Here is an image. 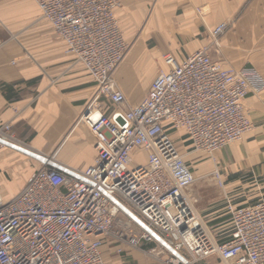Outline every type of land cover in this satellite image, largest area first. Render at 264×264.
<instances>
[{"label":"built area","instance_id":"obj_1","mask_svg":"<svg viewBox=\"0 0 264 264\" xmlns=\"http://www.w3.org/2000/svg\"><path fill=\"white\" fill-rule=\"evenodd\" d=\"M35 1L97 86L80 115L95 134L97 156L76 175L44 165L10 198L0 189V264H108L112 243H119V254L163 253L146 249L151 243L166 251L113 198L188 260L171 256L164 264H197L214 254L223 264H264V197L237 205L225 192L228 225L210 226L189 201L198 177L174 137L183 130L193 151L216 163L218 151L253 128L244 101L264 91V75L254 66H225L210 46L182 60L166 53L167 69L131 105L115 76L130 48L116 16L123 0ZM230 26L224 21L212 30V45ZM3 141L19 143L9 122L0 125V149ZM136 158L144 163L135 165ZM213 174L225 187L218 166ZM218 229L228 231L227 241H219Z\"/></svg>","mask_w":264,"mask_h":264},{"label":"crops","instance_id":"obj_2","mask_svg":"<svg viewBox=\"0 0 264 264\" xmlns=\"http://www.w3.org/2000/svg\"><path fill=\"white\" fill-rule=\"evenodd\" d=\"M116 16L123 36L132 43L116 70L117 80L120 84L124 78L139 80L140 72L151 68L143 80L150 82L148 88L130 96L123 88L131 105L138 104L153 79L167 69L166 53L182 60L210 46L214 58L225 66H254L264 75V0H123ZM224 21L231 26L219 46L212 45L211 32ZM96 91L92 76L66 50L35 0H0V125L12 124L18 144L73 172L87 169L97 156L96 137L80 115ZM244 105L253 128L218 151L215 163L237 205L264 197V91L251 93ZM22 157L33 159V170ZM44 165L51 166L9 146L1 148V191L8 196L6 187L15 185L10 196L16 195ZM199 210L210 226L228 225L225 207L203 205ZM217 237L225 242L230 234L218 229ZM118 246L107 245L108 264H164L177 256L166 247V254L131 248L119 254ZM197 264L223 263L214 254Z\"/></svg>","mask_w":264,"mask_h":264},{"label":"rangeland","instance_id":"obj_3","mask_svg":"<svg viewBox=\"0 0 264 264\" xmlns=\"http://www.w3.org/2000/svg\"><path fill=\"white\" fill-rule=\"evenodd\" d=\"M129 44H130V48H129L130 50L132 47V43L129 42ZM150 69L151 68H147V70L141 71L139 76H137L139 80L133 81V79L124 78L123 81H121V86H123L128 96L136 93L137 91L138 93H141L142 87L148 88L150 82L145 83L143 80L145 76H147L145 74ZM116 70H115V73H116ZM174 137L181 151L185 153L187 160H189V162L195 167V170H196L198 179L188 189L189 201L191 205L193 206L194 210L196 211V213L202 215L200 213L199 208L203 205L205 207H216V208L225 207L227 210L228 200L225 197V192H227L226 191L227 190L226 188L227 179L225 178V187L219 185V183L217 182L213 174V170L215 169L216 165L211 158L212 156L206 153L204 154L200 152L201 156L198 155L199 156L198 157L197 152L193 151L192 146L190 145V142L186 139V136L184 135L183 130H179L176 133H174ZM24 159L25 161L31 163V165H29L30 167H27L28 170L29 171L33 170L32 169V167H34V165H32L33 159L29 157H25ZM142 163H144L142 159L136 158L135 165L142 164ZM221 172L223 171L221 170ZM15 187H16L15 185H10L6 187V191L9 193L7 198L12 197L10 195L13 191H15ZM121 216H122L121 217L122 220L124 222H127V224H129V227H131V229L135 233L140 232L139 228L134 223L129 222V218L125 214H122ZM121 225L123 226V223H121ZM118 226H116L115 230L118 229ZM111 239L112 237H110V240ZM115 244L116 243H112V244H109V246L113 247V245ZM151 244L152 245L150 249L155 248L156 252L159 253V251H161L163 252L162 254H166L165 250L161 248L160 244L158 243H151Z\"/></svg>","mask_w":264,"mask_h":264},{"label":"water","instance_id":"obj_4","mask_svg":"<svg viewBox=\"0 0 264 264\" xmlns=\"http://www.w3.org/2000/svg\"><path fill=\"white\" fill-rule=\"evenodd\" d=\"M3 143L6 146H9L15 150H18L26 155H29L31 157L43 160L45 163L50 164L53 167H56L60 170H63L69 174L72 175H76L74 174L73 171L69 170L68 168L63 167L62 165L55 163V162H49V160L47 158H43L41 155L37 154L36 152L32 151L31 149L22 146L20 144H16L13 142H9V141H3ZM78 177H81L78 175ZM113 200L130 216L132 217L137 223H139L141 226H143L145 229H147L148 231H150L151 233H153V235L157 238V240L163 245L165 246L167 249H169L170 251H172L174 254H176L178 257H181L184 259V261H188L186 258H184L178 251H176L172 246H170V244H168L163 238H161V236H159L156 232H154L153 230H151L147 224L145 222H143L138 216H136L131 210H129L124 204H122L121 202H119L118 200L114 199Z\"/></svg>","mask_w":264,"mask_h":264}]
</instances>
